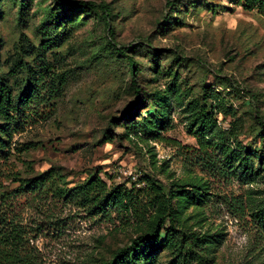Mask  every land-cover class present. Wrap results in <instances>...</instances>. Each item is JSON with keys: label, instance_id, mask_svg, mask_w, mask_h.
<instances>
[{"label": "rangeland", "instance_id": "1", "mask_svg": "<svg viewBox=\"0 0 264 264\" xmlns=\"http://www.w3.org/2000/svg\"><path fill=\"white\" fill-rule=\"evenodd\" d=\"M86 1L110 5L114 35L92 12L60 16L55 0H0V77L18 97L31 71L46 98L23 110L13 146L32 148L25 163L12 158L14 170L30 178L53 168L61 186L73 187L124 167L166 191L190 190L175 198V226L197 234L192 247L206 264H264V16L234 0ZM116 47L137 62L142 105L130 118L132 73ZM204 97L216 107L223 145L241 150L231 168L229 154L216 147L205 155L191 133ZM158 117H168L160 138L150 132ZM239 163L249 167L242 177ZM14 187L0 174V195ZM17 211L42 264H105L147 227L51 197L24 198ZM8 212L16 220V201ZM176 252L161 248L134 264H176Z\"/></svg>", "mask_w": 264, "mask_h": 264}, {"label": "trees", "instance_id": "2", "mask_svg": "<svg viewBox=\"0 0 264 264\" xmlns=\"http://www.w3.org/2000/svg\"><path fill=\"white\" fill-rule=\"evenodd\" d=\"M55 1L65 8V11L60 12V16L62 13L70 11L92 12L104 18L109 33L114 35V31L110 27L112 13L109 4L86 0ZM234 2L245 10H257L264 16V0H234ZM46 41L50 42L51 39H45L43 44H46ZM116 51L120 56L127 58L132 73L131 87L135 96L134 100L126 106V114L129 113L130 118L133 113L138 112L142 105L140 85L136 74L137 62L133 56L127 53L125 47H116ZM28 74L27 87L18 97H13L10 87L0 77V174L8 178L11 183H16V187L4 189L0 195V264H42L37 256L36 247L31 243L32 237H30L29 231L17 211L20 200L34 196L38 198L51 197L53 201L58 202L63 200L73 202L94 216L110 217L116 214L122 221L130 222L131 219H136L138 223L147 225L145 231L134 238L130 246L117 250L113 260L105 264H134V262H140L143 259H150L152 254L161 248H169L173 252L177 251L176 257L179 260L176 261V264H185L188 260L186 255H182L184 249L189 251L197 260V264H206L204 256L192 247L197 239V234L195 232L189 234L180 232L175 226V222H177L175 198L180 195L185 196L190 190L170 189L166 191L161 184L146 174L142 177L145 181L144 187H138L128 180L117 182L118 176L113 171L105 173L106 176H109L108 179L98 172L73 187H63L53 168L30 178H25L19 170H14L12 158H16V167L19 162L25 163L22 155L32 148L31 144L18 145L16 143L15 147L13 146L15 134L24 131V119L27 116V111L23 110L46 99L45 97L41 99L42 90L32 80L34 73L30 71ZM52 91L57 93L58 87H54ZM56 93L51 94L50 100L57 96ZM206 99L201 103L198 110L194 109L192 112L191 133L199 135L197 137L199 150H202L205 155H208L210 151L214 152L216 147H220L223 153L229 154L226 158V164L231 168L233 161L238 160L242 155L241 150L237 151L223 145L221 141L225 137L218 129L215 116L216 107L214 108L213 104L209 105ZM167 121L168 117L167 119L158 117L156 120L150 121L151 134L160 138L161 132L167 128ZM140 123L134 119L131 121L135 128L143 126ZM110 126L112 125L110 124ZM110 126L108 127L109 131H111ZM161 139L165 140V137ZM203 160V163L213 170L217 167L213 159L203 157ZM4 164L6 167L2 168ZM239 164V166H243L239 175L242 177L249 167L242 165V163ZM219 168L222 169V167ZM234 174L237 175L236 172ZM194 191H196L194 194L202 195L197 189ZM15 201L16 220L8 216V211L13 210ZM187 239L188 241H186Z\"/></svg>", "mask_w": 264, "mask_h": 264}, {"label": "built area", "instance_id": "3", "mask_svg": "<svg viewBox=\"0 0 264 264\" xmlns=\"http://www.w3.org/2000/svg\"><path fill=\"white\" fill-rule=\"evenodd\" d=\"M113 172L117 174L118 178H122L123 176L127 178L130 183H135L138 187L145 186V181L142 179L144 174H141V172L129 170L124 167H116L113 169Z\"/></svg>", "mask_w": 264, "mask_h": 264}]
</instances>
